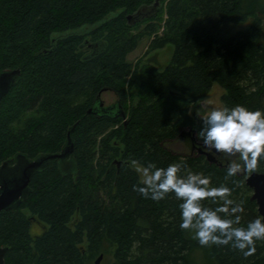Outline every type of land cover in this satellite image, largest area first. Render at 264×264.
<instances>
[{
	"label": "trees",
	"instance_id": "1",
	"mask_svg": "<svg viewBox=\"0 0 264 264\" xmlns=\"http://www.w3.org/2000/svg\"><path fill=\"white\" fill-rule=\"evenodd\" d=\"M156 1L0 0V72L20 69L0 103V165L20 152L31 158L60 151L76 124L77 170L65 174L56 163L37 172L21 206L0 213L7 264H91L106 241L116 243L111 264H191L200 244L180 228L182 201L174 193L154 201L134 191L143 186L134 160L161 168L183 162L210 177L211 186L232 190L244 208L239 226L262 217L247 176L225 180L238 157L221 153L210 162L192 152L190 135L203 125L199 102L214 82L226 90L225 107L264 111V7L246 0ZM249 19L247 30L232 32V23ZM98 22L86 34L53 36ZM146 36L149 51L174 46L164 69L128 60ZM104 89L119 105L89 112ZM180 141L188 151L173 147ZM33 217L45 226L37 235ZM207 252L209 264H264V241L248 257L231 245Z\"/></svg>",
	"mask_w": 264,
	"mask_h": 264
},
{
	"label": "clouds",
	"instance_id": "2",
	"mask_svg": "<svg viewBox=\"0 0 264 264\" xmlns=\"http://www.w3.org/2000/svg\"><path fill=\"white\" fill-rule=\"evenodd\" d=\"M199 103L198 111L205 115L196 135L204 147L229 158L238 157L228 164L225 180L258 172L264 160V111H250L241 105L209 109L207 101ZM132 165L143 177V186L134 185L133 190L154 201L174 193L182 201L181 230L193 233L201 246L231 245L248 257L256 253V242L264 241V217H257L246 227L239 226L244 208L231 199L229 187L211 186L210 177L192 172L183 162L166 168L153 163L140 165L135 160ZM205 201L216 206H206Z\"/></svg>",
	"mask_w": 264,
	"mask_h": 264
},
{
	"label": "water",
	"instance_id": "3",
	"mask_svg": "<svg viewBox=\"0 0 264 264\" xmlns=\"http://www.w3.org/2000/svg\"><path fill=\"white\" fill-rule=\"evenodd\" d=\"M159 4V0L156 1ZM133 15H129L131 19ZM90 46H96L91 44ZM20 69L4 70L0 72V103L6 96L9 90L15 83ZM117 100L113 104H104L102 99H98L89 109L91 111H103L108 109L116 108ZM117 105V106H118ZM121 115L125 117V112L120 110ZM73 125L67 134V139L62 149L57 152H45L40 153L37 156L30 158L25 153H17L15 163L12 165L9 160H6L0 165V213L2 211H8L17 209L28 197L31 192L30 182L37 172L44 171L47 168L53 167L56 163L60 170L69 174L77 170L74 154V140L72 132L75 129ZM184 131L182 132V134ZM190 135V133L188 132ZM191 136L192 141V152L194 149L199 151L201 154H205L210 162H218V155L221 153L215 150H208L204 147L203 142L197 139L196 133L194 132ZM223 163L221 162L220 165ZM120 168L121 161H118ZM247 185L253 190L251 199L255 200L258 205V211L262 217H264V172H255L250 176L246 177ZM6 252L7 247L0 245V264L6 263ZM103 258V254H100L95 263L99 264Z\"/></svg>",
	"mask_w": 264,
	"mask_h": 264
},
{
	"label": "rangeland",
	"instance_id": "4",
	"mask_svg": "<svg viewBox=\"0 0 264 264\" xmlns=\"http://www.w3.org/2000/svg\"><path fill=\"white\" fill-rule=\"evenodd\" d=\"M252 2H254V4H252ZM255 3L262 10V8L264 7V0H246L245 2L246 5L249 4L251 7L255 6L256 5ZM113 15H115V13L110 14L109 17H112ZM164 21L165 20L162 21V24L164 23ZM98 24H100V22L96 23L95 25H85L78 29H74V30H70V31L62 32V33H55L53 36L58 38V37L72 34V33L86 34L92 29H94ZM250 24H251V19L245 22L232 23L230 25V28L232 32H237L241 30H247ZM163 31H164V28L161 27L159 32L163 33ZM151 40H152V37H149V36L144 37L140 41L137 49L128 55V60L133 62L134 64L141 62V61L146 62L147 60H150L151 63L157 65L160 69H164L171 60L174 46L172 44H168L164 48L149 51ZM261 40H262V43L264 44V28H263ZM129 82H130V77H127L126 85H128ZM133 91L135 94L136 92L135 88H133ZM225 91L226 90L223 86H221L218 82H214L211 91L204 98L201 99V102L207 101L209 109L223 108L225 107V105L223 103L222 96L225 93ZM100 95H101V98L104 104H113L116 100L115 93L109 89L102 90ZM88 97L89 95H85L79 98L78 100H76L75 103L85 102V100ZM116 127H118V125L112 126V129ZM101 137L102 136H100L99 138L101 139ZM173 147H175L176 149L182 152L188 151V148L185 146V143L183 141L173 144ZM97 157H96V160H97ZM131 166L135 169V167L132 164ZM139 176L142 181L143 177L140 173H139ZM101 196L105 197V194L101 193ZM34 225L32 227L33 233L35 234L41 233L44 230L43 224L40 223L39 221L38 222L35 221ZM188 233L191 237H194L193 233L189 231ZM103 244H104L103 250H101L98 254L94 256V258L91 261V264H96L95 261L100 254H103V258L99 264H111L115 262L116 243L111 242V241H106ZM207 248L208 246L205 247L201 245L195 247L191 253V264H209Z\"/></svg>",
	"mask_w": 264,
	"mask_h": 264
},
{
	"label": "flooded vegetation",
	"instance_id": "5",
	"mask_svg": "<svg viewBox=\"0 0 264 264\" xmlns=\"http://www.w3.org/2000/svg\"><path fill=\"white\" fill-rule=\"evenodd\" d=\"M196 150V148L194 149V151ZM31 158H33V157H31ZM15 159H16V157H13V158H11V159H8L9 161H10V163L13 165L14 163H15ZM5 162V161H4ZM24 201V200H23ZM21 206V205H20ZM19 206V207H20ZM18 207V208H19ZM17 208V209H18ZM14 210V209H13ZM9 211V210H8ZM35 221H37L38 222V220L36 219V217H33V225H34V223H35ZM41 223V222H40ZM33 225H32V227H33ZM35 226V225H34ZM44 226V225H43ZM44 228H45V226H44ZM33 233V232H32ZM35 234V233H34ZM37 234H40V233H36L35 235H37ZM4 247H6V246H4ZM7 251H8V248H7ZM6 254H7V252H6ZM5 258H6V256H5ZM7 263V262H6Z\"/></svg>",
	"mask_w": 264,
	"mask_h": 264
}]
</instances>
